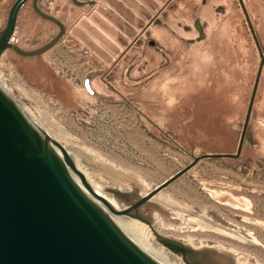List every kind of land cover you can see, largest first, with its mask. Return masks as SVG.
<instances>
[{
  "label": "rangeland",
  "instance_id": "obj_1",
  "mask_svg": "<svg viewBox=\"0 0 264 264\" xmlns=\"http://www.w3.org/2000/svg\"><path fill=\"white\" fill-rule=\"evenodd\" d=\"M15 1L0 0V33ZM37 6L61 25L27 1L0 55V84L115 200L110 190L144 196L196 156L237 153L262 61L239 0ZM140 213L123 216L237 264H264V65L240 155L203 158Z\"/></svg>",
  "mask_w": 264,
  "mask_h": 264
},
{
  "label": "water",
  "instance_id": "obj_2",
  "mask_svg": "<svg viewBox=\"0 0 264 264\" xmlns=\"http://www.w3.org/2000/svg\"><path fill=\"white\" fill-rule=\"evenodd\" d=\"M27 1L16 0L12 5L6 27L0 33V55L12 46L18 15ZM239 2L262 61L237 153L196 156L186 167L144 196H139L136 191L110 190L127 203V207L121 210L111 208L114 213L144 220L141 207L200 160L237 158L240 155L264 55L244 0ZM33 6L41 16L61 25L57 18L38 8L37 0H33ZM56 40L34 53L47 50ZM32 120L0 84V264H160L97 204L91 194L99 195L76 169L67 151ZM51 142L59 148L64 160ZM72 172L79 175L84 186ZM103 201L107 204L106 200ZM211 213L219 217L215 212ZM162 242L182 253L187 264H220L216 260L201 259L202 249L196 250L166 237ZM228 264H234L233 259Z\"/></svg>",
  "mask_w": 264,
  "mask_h": 264
},
{
  "label": "bare ground",
  "instance_id": "obj_3",
  "mask_svg": "<svg viewBox=\"0 0 264 264\" xmlns=\"http://www.w3.org/2000/svg\"><path fill=\"white\" fill-rule=\"evenodd\" d=\"M85 88H86V90L88 92H90V93L93 92V90H92L93 88L90 85V80L89 79L85 80ZM30 116H31V114H30ZM33 122L38 126V128H40L35 120ZM52 146L56 150L57 154L62 158V160H64L63 156H62V153L59 150V148L53 143H52ZM64 149L69 154V157L71 158V160H73V162L75 163L76 169L81 174H83V176L85 177V180L91 185L93 191L96 194L99 195V197L94 196L93 194H91L88 191L92 195L94 200L97 202V204H99V206L103 210H105V212H107V214L111 217V219L138 246H140L146 253H148L151 257H153L160 264H185L180 257H178L177 255L173 254L172 252H170L169 250H167L166 248H164L163 246H161L159 244V241H162L163 237L159 233H157L154 230V228H151V227L149 228L146 225L142 224L141 222H139V221H137L135 219H131L129 217H126V216H123V215H118V214L114 213L111 210V208H113L115 210H121V209H124L125 207L120 202L115 200V198H113L112 195L106 193L107 191H104V188L102 186H100V185H98V184H96V183H94L92 181V179L90 178L89 174L84 170L83 166L81 165L80 160L75 157V152H73L74 150L71 149L72 150L71 151L69 148L68 149L64 148ZM74 149L76 150V148H74ZM72 173L75 176V178L82 184V186H84L82 181H81V179H80V177H79V175L74 173V172H72ZM103 199L106 200L107 204L103 201ZM167 203L171 204L173 202L171 200H169V201H167ZM231 203L233 205H238L236 203L234 204L233 202H231ZM150 206H152V208H150V209H153V208L156 207L155 205H150ZM195 220H196V218H195ZM196 221L199 224H201L203 222V219L202 218H198ZM213 250L209 249V250H205L204 251V248H202V250H200V254H199L200 258L201 259H207V260L208 259H210V260L212 259V260H216V261H221L224 264H228V262L230 261V260H228L229 256H230L229 253H227L228 251L223 252V253L222 252L216 253Z\"/></svg>",
  "mask_w": 264,
  "mask_h": 264
},
{
  "label": "crops",
  "instance_id": "obj_4",
  "mask_svg": "<svg viewBox=\"0 0 264 264\" xmlns=\"http://www.w3.org/2000/svg\"><path fill=\"white\" fill-rule=\"evenodd\" d=\"M244 3L248 10L252 23L255 24L254 18H258L260 21L263 22L262 25L264 27V0H244ZM258 33L264 34V30H261ZM90 85H91V80H90ZM91 87L93 88L92 85ZM93 92H96V90Z\"/></svg>",
  "mask_w": 264,
  "mask_h": 264
},
{
  "label": "flooded vegetation",
  "instance_id": "obj_5",
  "mask_svg": "<svg viewBox=\"0 0 264 264\" xmlns=\"http://www.w3.org/2000/svg\"><path fill=\"white\" fill-rule=\"evenodd\" d=\"M235 264H237V259H236V262H234Z\"/></svg>",
  "mask_w": 264,
  "mask_h": 264
}]
</instances>
